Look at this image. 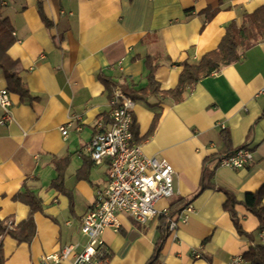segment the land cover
<instances>
[{"label": "crops", "instance_id": "0c3cea01", "mask_svg": "<svg viewBox=\"0 0 264 264\" xmlns=\"http://www.w3.org/2000/svg\"><path fill=\"white\" fill-rule=\"evenodd\" d=\"M263 3L2 0L1 15L10 21L15 38L7 53L18 62L22 83L34 99L22 100L10 91L13 120L0 124V220L12 221L14 227L28 216L29 206L11 199L23 190V179L41 200L43 211L33 215L35 234L30 242L0 236L1 264H40L43 255L67 244H75L73 254L84 247L80 219L96 192L105 187L108 173L107 163L93 164L86 149L96 124L108 122L111 93L99 74L139 90L148 73L144 57L156 55L160 90L174 88L181 68L167 58L197 61L217 47L228 22ZM216 7L214 16L206 20L203 11ZM2 88L8 89L0 68ZM263 108L264 38L245 49L236 62L201 78L181 102L152 95L135 101L132 114L138 137L147 134L158 114L153 133L138 143L143 154L166 159L173 167L171 200L191 198L205 166L215 167L214 188L192 198V211L185 213L184 221H178L179 214L174 216V231L160 220L171 200H158V213L146 222L118 213V228L101 232L110 252L107 264H147L163 236L155 264H231L250 245L264 244V228L258 230V218L243 205L247 192L264 186V117L259 118ZM69 121L63 136L60 127ZM222 130L228 133V144L221 139ZM243 145L252 151V161L242 168L215 166L227 146L235 150ZM54 157L68 158L63 181L69 198L49 187L57 175ZM225 192L236 200L237 219L253 239L237 232L224 208ZM71 259L57 264H70Z\"/></svg>", "mask_w": 264, "mask_h": 264}, {"label": "built area", "instance_id": "2783aa9c", "mask_svg": "<svg viewBox=\"0 0 264 264\" xmlns=\"http://www.w3.org/2000/svg\"><path fill=\"white\" fill-rule=\"evenodd\" d=\"M135 101L120 87H113L109 98L108 122H98L86 147L93 164L107 163V182L96 192L92 205L80 219V233L86 237L82 250L74 253L75 244H67L57 252L41 257L40 264H57L69 259L70 264H106L108 248L104 245L101 232L104 228L117 229L118 213H126L140 222H146L158 211L160 199L171 200L173 196L174 169L166 159L147 156L139 143L134 142L131 131ZM0 124L10 123L11 99L9 90L0 89ZM71 121L60 127L67 135ZM80 127L78 126L77 129ZM253 153L247 147L236 149L230 155L220 158V165L242 168L252 161ZM190 203L179 213L178 221H184L191 212ZM165 215L167 213H164ZM12 221L6 228L13 227ZM177 220L168 219V229L174 231ZM197 256V255H196ZM231 264H244L242 255L235 256Z\"/></svg>", "mask_w": 264, "mask_h": 264}, {"label": "trees", "instance_id": "16d2710c", "mask_svg": "<svg viewBox=\"0 0 264 264\" xmlns=\"http://www.w3.org/2000/svg\"><path fill=\"white\" fill-rule=\"evenodd\" d=\"M2 0H0V68L3 70L5 79L7 81V88L12 92L19 94L22 100L34 99L22 83L20 76V66L16 60H13L7 53L9 47L14 43L15 38L12 34L13 27L8 18L1 15ZM40 10V9H39ZM218 7L208 8L203 11L206 20L211 19L217 12ZM42 18L46 21L43 13L40 10ZM264 38V3L257 7L252 12H242L239 20L234 19L225 25V33L222 36L217 47L211 51L204 53L197 61H181L173 62L167 58L171 63L179 66L181 71L178 75L177 84L174 88L168 90H160L159 83L155 78V71L160 66V58L156 55H146L144 57V64L148 70L146 75V85L136 90L123 83L111 82L110 79L99 74L101 80L107 86V90L111 93L113 87H120L122 91L134 101L142 100L145 101L148 96H161L165 99H171L174 103L181 102L184 98V94L187 90L192 87L201 78L210 75L212 72L220 68L222 65H228L236 62L242 55L243 51ZM264 117V108L259 118ZM158 120V114L152 120L151 126L145 136L142 138L137 135V128L135 121L131 123V131L133 134L134 142L138 143L144 138L150 136L155 130ZM221 139L225 144H228L229 137L225 130L221 131ZM246 146H240L239 148H245ZM228 146L225 153L218 157V162L215 166L220 165V158L224 155H230L235 150H228ZM68 158H52V163L57 171L56 177L51 181L49 187L62 194H65L69 198V193L64 187L63 181V167L67 164ZM215 168V167H214ZM214 168L207 166L203 167L199 189L189 199L184 197H178L170 201L168 212L165 217H161L165 221L167 227L168 219H173L176 214H179L181 210L187 206L192 198H194L201 190L205 188H214L211 182ZM26 180L23 179L22 187L23 190L16 192L11 199L14 201H20L29 206L28 216L20 221L14 227L6 228V222L0 220V236L8 234L14 238L17 242H30L35 234V222L33 215L35 212H42L41 200L26 186ZM227 199L224 203V208L227 210L232 218L233 224L237 232L249 239H253L251 233L245 232L235 213L234 204L236 200L228 193ZM264 197V186L256 190L255 192H247L243 201L244 207L255 215L259 220L258 230L261 231L264 228V206L262 203ZM164 236L161 241L156 244L153 255L147 264H155L158 260L159 251L162 246ZM127 247V243L124 245L122 252ZM110 257V252L105 255L106 264ZM245 264H264V244L256 243L249 246L248 250L242 254ZM2 262L1 246H0V264Z\"/></svg>", "mask_w": 264, "mask_h": 264}]
</instances>
